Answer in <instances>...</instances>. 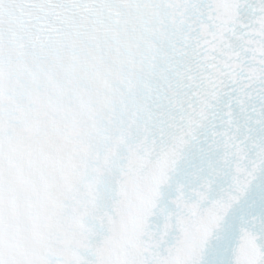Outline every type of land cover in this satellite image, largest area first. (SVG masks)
I'll list each match as a JSON object with an SVG mask.
<instances>
[{
  "label": "snow or ice",
  "instance_id": "obj_1",
  "mask_svg": "<svg viewBox=\"0 0 264 264\" xmlns=\"http://www.w3.org/2000/svg\"><path fill=\"white\" fill-rule=\"evenodd\" d=\"M0 264H264V0H0Z\"/></svg>",
  "mask_w": 264,
  "mask_h": 264
}]
</instances>
